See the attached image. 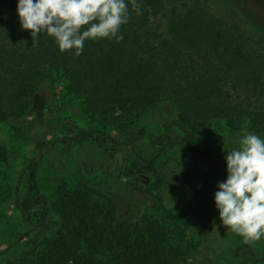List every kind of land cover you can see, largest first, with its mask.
<instances>
[{"label":"trees","instance_id":"trees-1","mask_svg":"<svg viewBox=\"0 0 264 264\" xmlns=\"http://www.w3.org/2000/svg\"><path fill=\"white\" fill-rule=\"evenodd\" d=\"M138 3L141 14L132 13L121 27V41H86L74 56L60 52L44 32L31 37L20 27L16 0H0V123L40 110L44 90L62 80L64 96L76 101L73 106L91 121L71 140L90 139L104 150L125 146L128 154L114 183L118 186H111L120 195H107L103 204L94 203L90 186L60 185L49 210L45 197L30 184L15 205L25 219L40 221L0 250V264H180L185 252L176 230L158 213L172 217L175 210L204 198L197 195L202 184L194 181L199 161L226 175L227 151L201 146L197 135L217 120L234 131L264 130V101L259 104L264 98L263 61L248 52L244 34L195 0ZM258 44L264 48V36ZM236 89L250 94L249 112L232 101ZM164 108L172 109L174 117L160 132L143 125L142 120ZM142 141L159 149L148 157ZM53 142L69 145L58 134L39 147L48 149ZM175 146L185 163L166 157L165 151ZM3 157L0 150V161ZM36 167L34 160L25 166L30 183ZM146 168L155 172L158 186L150 183ZM143 194L148 200L135 204L134 198ZM246 256L251 264L264 263V251L256 256L242 245L235 257Z\"/></svg>","mask_w":264,"mask_h":264},{"label":"rangeland","instance_id":"rangeland-1","mask_svg":"<svg viewBox=\"0 0 264 264\" xmlns=\"http://www.w3.org/2000/svg\"><path fill=\"white\" fill-rule=\"evenodd\" d=\"M173 1L175 0H165L166 4ZM195 3L237 27L247 40L248 52L254 57L262 58L264 64V48H260L258 44L264 36V0H195ZM263 64L260 67L264 71ZM61 82L62 80H58L53 88L44 90V102L40 110L30 112L14 122L0 123V150L4 153L3 160L0 161V250L13 244L21 234L33 229L40 221L38 217L25 219L15 205V198H23L30 184L45 197L49 210L55 202L60 185L68 188L82 184L90 186L93 201L99 204L105 203L109 194L116 197L120 195L116 189L111 190V186H118L114 183L119 182L121 162H125L123 158L128 159L125 146L104 150L90 139L73 142L72 137L81 135L91 126V121L73 106L76 101L64 96ZM249 95L244 90L236 89L233 91L232 101L245 105L243 108L249 112L248 102L246 103ZM263 101L264 98L259 104L262 105ZM173 117L172 109L164 108L142 120V123L150 131L160 132L161 125ZM138 128L139 124L134 125L130 132L134 133ZM243 132L232 130L231 124L225 120H217L212 122L209 130L197 136L201 146L229 151L236 146L234 141L238 134ZM58 134L67 139L69 145L53 142L48 149L42 150L39 147L40 143L55 140ZM109 134L113 137L123 136L115 131H109ZM256 134L264 137V130ZM142 142L140 147L148 157L159 149ZM165 155L171 162L175 159L177 163H185L180 157L179 146L166 150ZM32 160L37 162V167L30 183L28 171L24 169ZM130 165L137 168L134 162H130ZM143 172L150 176V183L155 186L160 184L151 168H146ZM129 174L134 172L130 171ZM225 177L209 162L199 161L194 167V181L199 180L200 185L202 184L197 195L204 198L188 207L175 210L172 217L166 218L161 212L158 213L166 226H172L176 230V241L185 252L180 264H251L249 256H246L247 260L235 257L241 252L242 245L251 247L256 256L264 251V238L245 242L231 230L219 226L213 195L217 191L216 185ZM114 178L117 179L115 182ZM134 200L137 204L148 198L143 194Z\"/></svg>","mask_w":264,"mask_h":264},{"label":"clouds","instance_id":"clouds-1","mask_svg":"<svg viewBox=\"0 0 264 264\" xmlns=\"http://www.w3.org/2000/svg\"><path fill=\"white\" fill-rule=\"evenodd\" d=\"M15 13L31 37L44 32L60 52L79 56L86 41H121V27L141 8L138 0H16ZM234 143L224 153L226 177L213 203L219 226L258 241L264 238V137L244 131Z\"/></svg>","mask_w":264,"mask_h":264}]
</instances>
